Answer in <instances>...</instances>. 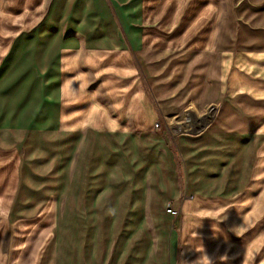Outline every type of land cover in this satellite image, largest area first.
Wrapping results in <instances>:
<instances>
[{"label":"crops","instance_id":"crops-1","mask_svg":"<svg viewBox=\"0 0 264 264\" xmlns=\"http://www.w3.org/2000/svg\"><path fill=\"white\" fill-rule=\"evenodd\" d=\"M241 2L242 20L230 8L215 43L209 47L154 49L149 37L155 31L149 30L152 25L149 27L146 22V0H51L48 13L36 28L24 31L14 45L5 47L0 59V134L42 133L53 130L55 120L69 119V111L75 109V86L85 87L75 73L81 65L98 61L86 55H114L118 64L115 70L122 78V92L133 104V110L120 118H113L102 110H86V199L90 197L94 203L92 207L86 206L91 216L88 220L86 214L84 248L68 244L65 239L68 228L64 222L67 211L65 206L62 212L58 209L60 199L66 205L73 191L74 177L57 175L50 178L48 184L24 179V186L34 192L28 197L30 205H20V199L28 195L23 191L17 193L16 182L10 205L0 208L1 215H9L15 221L0 225H7L12 231L32 233L21 240L10 239L9 244L21 243L8 245L7 253L0 252V264H172V255L177 254V240L172 239L171 215L165 209L166 202L176 203L183 198L180 209L186 201L192 200L227 204L246 192L260 143L259 138L251 159L254 142L249 119L257 115L247 110L219 111L222 105L232 106L236 96L228 93L224 84L229 71L235 78L236 57L264 59V0ZM154 37L160 38V35ZM22 38L25 39L20 40ZM32 39L33 44H29ZM139 67H143L151 92L166 105L167 112L180 108L188 98L199 105L220 104L213 123L179 138V147L188 162L186 191L178 181L170 138L154 132L155 107L143 88ZM9 70V76L5 77ZM185 87L186 93L176 96ZM245 96L264 102V96L250 93ZM243 102L246 104L244 97ZM92 111H97V116ZM128 118L133 130L127 125ZM224 134H231L229 146L213 145L215 140L224 141L220 138ZM130 143L139 145L143 154L146 153V160L135 157ZM156 145L161 153L153 156ZM96 146L101 148L97 165ZM107 148L126 167V174L120 179L118 174L115 180L101 174ZM6 149L0 146V151ZM244 152L248 153L247 158ZM116 171L119 173L118 169ZM110 183L116 186L111 187ZM234 183L239 185L233 186ZM187 187L189 195L184 197ZM116 188L129 189L131 198L140 192L141 205L131 204L125 212L114 210L110 215L118 214L119 224L106 230L105 225L94 223V214L100 213L97 209L101 197L108 191L115 192ZM43 192L47 194L43 196ZM15 200L17 205L12 206ZM45 201L54 202L51 210L43 209ZM106 212L103 203V214ZM131 212L140 215L134 228L121 222V214ZM48 213L52 216L50 221L44 218ZM43 231L50 232L45 241ZM65 246L70 249L67 251ZM15 247L22 248L23 252L13 255Z\"/></svg>","mask_w":264,"mask_h":264},{"label":"rangeland","instance_id":"rangeland-1","mask_svg":"<svg viewBox=\"0 0 264 264\" xmlns=\"http://www.w3.org/2000/svg\"><path fill=\"white\" fill-rule=\"evenodd\" d=\"M241 1L146 0L144 7L145 17L148 19L146 22L149 27L152 25L149 30L155 31L149 37L150 43L157 50L178 49L184 46L209 47L215 43L221 22L230 8L235 10L237 18L242 20ZM50 3L51 0H0V59L7 46L14 45L18 37L25 34L24 31L36 28L48 13ZM154 35H160V38ZM33 42L32 39L29 44ZM91 57H93L92 60L98 61L92 63L93 65H81L75 73L76 77L81 79L80 82L85 83V87L75 86V109L69 111V116H71L69 119L61 117L59 121L55 120L53 130L42 133L22 131L23 134L17 135L0 134V146L7 148L4 152L0 151V208L10 205V197L14 196L16 182L19 186L17 193L20 194L23 191L25 196L28 195L20 199V205L29 206L28 197L34 195V192L24 186V179L48 184L50 178L57 175L64 174V177L68 175L74 177L75 183L73 189L71 188L73 191L66 205L61 199L58 201V209L62 212L65 206L67 211L64 219L68 228L65 231L67 235L65 239L68 244H75L80 249H83L86 244V219L87 215L88 220L91 216L88 214L89 211L86 212V206L87 208L92 207L94 203L90 197L86 199V173H88L86 172V110L106 111L113 118H120L125 112L133 110V104L126 100L122 92L124 91L120 83L122 78L115 70L118 64L115 63L114 55L111 53L86 55V58L91 59ZM10 72L11 70L4 76H9ZM139 72L143 88L152 98L155 107L154 132L158 136L170 138V147L175 155L178 181L182 189L186 191L188 162L179 147V138L185 133L197 130L205 122H209L208 125L213 123L220 104L209 102L199 105L192 98H188L180 108L167 112L166 105L160 102L155 93L151 92L143 67L141 69L139 67ZM231 74L229 71V77L225 76L224 84L227 86L228 93L236 96L232 106L227 108L224 104L225 106L222 105L219 111H224V109L247 110L257 115L249 119L253 136H251V141L254 142L251 147V159L254 153L253 146L260 138L251 180L245 188L246 192L227 204L192 200L186 201V205L180 209L183 198L176 203L166 202V211L169 207L178 211V215H171L170 220L172 239L177 240V254L176 257L172 255V264H264V102L260 103L252 98L249 100V97L245 96L246 93L256 97L264 96V59L251 57L250 60H246L242 55L236 57L234 79ZM185 89L186 87L176 96H183L186 93ZM82 90L84 92L79 95L78 93ZM211 91L210 88V93ZM243 97L246 99V104L243 102ZM60 112L61 109H59ZM92 112L97 116V111ZM65 114H67L66 110H64ZM126 122L133 130L131 119L128 118ZM157 123L160 124L159 128L155 127ZM140 125L141 123L138 124ZM134 126L137 128L136 125ZM255 131L256 134H254ZM258 131H260L259 135ZM229 135L231 134L220 136L224 141L215 140L213 145L229 146L228 142H232V137ZM234 135L241 140L238 134L234 133ZM129 147H132V151L136 154L135 157L140 158L141 161L146 160V153L143 154L138 144L130 143ZM230 148L235 149V147ZM106 151V162L101 174H104L107 179L110 176L112 180H115V175L118 174L120 179V176L126 174V167L123 161L112 154L108 148ZM100 152L101 148L96 146V165L100 160L98 157ZM157 153H161L158 145L155 146L153 156ZM244 153V158H247L248 153ZM223 154L226 155L225 152ZM149 157L152 158V155L149 154ZM138 180L140 182L141 178L138 177ZM110 184L111 187L116 186L115 183ZM234 185H239V183H234ZM189 190L187 187L188 193L184 194V197L189 195ZM129 192V189L121 191L116 188L115 192L108 191L105 197L102 196L97 209H100V213L94 214V223L97 226L105 225L108 230L114 224H119V215H110L114 210L125 212L131 204L134 207H140V192L134 195L135 198H131L132 195ZM37 194L41 195L40 191ZM46 194L44 193L43 196ZM115 195L117 197L111 198ZM15 196L18 197V195ZM45 203L47 204L43 209L51 210L54 202H43ZM103 203L106 205V214H103ZM13 205H17L16 200ZM50 217L52 216L49 213L44 215L48 221ZM138 218L140 215L133 212L129 215L121 214V222H127L132 228L135 227ZM11 219L9 215L0 214V224L15 221ZM1 227L4 228L1 229ZM31 233L12 231L7 225H0V252L7 253L10 251L8 245H20L21 243L19 241V243L9 244L10 239L21 240ZM49 235L50 232L43 231L44 241ZM4 246H6L5 250ZM65 249L68 251L70 248L65 246ZM12 251L13 255L23 252L22 248L18 249V247L13 248Z\"/></svg>","mask_w":264,"mask_h":264},{"label":"built area","instance_id":"built-area-1","mask_svg":"<svg viewBox=\"0 0 264 264\" xmlns=\"http://www.w3.org/2000/svg\"><path fill=\"white\" fill-rule=\"evenodd\" d=\"M213 110V109H212ZM206 123V125L209 123V122H205ZM204 123V124H205ZM155 127H157V128H159L160 127V124L159 123H157L156 125H155ZM202 127V126H201ZM167 212L170 214V215H173V216H177L178 215V211H176L175 209H173L172 207H169L168 209H167Z\"/></svg>","mask_w":264,"mask_h":264},{"label":"water","instance_id":"water-1","mask_svg":"<svg viewBox=\"0 0 264 264\" xmlns=\"http://www.w3.org/2000/svg\"><path fill=\"white\" fill-rule=\"evenodd\" d=\"M213 109H214V108H213ZM205 125H206V123H205L204 125H202V127L198 128L197 130H194V131H192V132H197V131L203 129V128L205 127Z\"/></svg>","mask_w":264,"mask_h":264}]
</instances>
